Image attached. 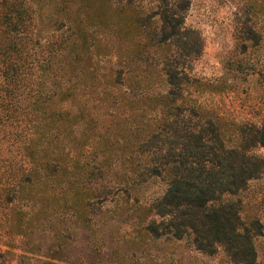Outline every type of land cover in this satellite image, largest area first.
<instances>
[{
	"label": "trees",
	"instance_id": "16d2710c",
	"mask_svg": "<svg viewBox=\"0 0 264 264\" xmlns=\"http://www.w3.org/2000/svg\"><path fill=\"white\" fill-rule=\"evenodd\" d=\"M188 7L0 0V236L40 264H264L239 196L264 121L225 115V78L192 72ZM245 12L256 43L264 0Z\"/></svg>",
	"mask_w": 264,
	"mask_h": 264
},
{
	"label": "rangeland",
	"instance_id": "374dc122",
	"mask_svg": "<svg viewBox=\"0 0 264 264\" xmlns=\"http://www.w3.org/2000/svg\"><path fill=\"white\" fill-rule=\"evenodd\" d=\"M245 7L246 0H189L185 24L196 29L203 41L201 55L192 62V72L207 79L222 76L226 80V91L219 97L224 114L261 122L264 121V15L256 20L251 17L249 21L260 31L256 43L239 37L241 21L246 18ZM242 41L248 43L244 51L240 44L236 46ZM255 151L264 156V146H257ZM239 196L242 216L258 217L263 223L256 244L258 258L263 260L264 172ZM21 239L16 235L0 236V264H40L30 252L21 250Z\"/></svg>",
	"mask_w": 264,
	"mask_h": 264
}]
</instances>
